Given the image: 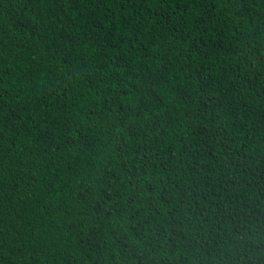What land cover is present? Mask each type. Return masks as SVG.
Listing matches in <instances>:
<instances>
[{
  "label": "trees",
  "instance_id": "1",
  "mask_svg": "<svg viewBox=\"0 0 264 264\" xmlns=\"http://www.w3.org/2000/svg\"><path fill=\"white\" fill-rule=\"evenodd\" d=\"M0 264H264V0H0Z\"/></svg>",
  "mask_w": 264,
  "mask_h": 264
}]
</instances>
